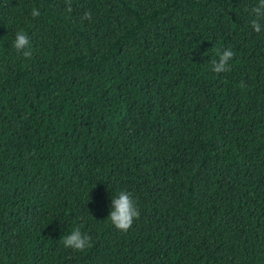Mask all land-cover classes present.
Instances as JSON below:
<instances>
[{
  "label": "trees",
  "instance_id": "obj_1",
  "mask_svg": "<svg viewBox=\"0 0 264 264\" xmlns=\"http://www.w3.org/2000/svg\"><path fill=\"white\" fill-rule=\"evenodd\" d=\"M257 4L0 0V264H264Z\"/></svg>",
  "mask_w": 264,
  "mask_h": 264
},
{
  "label": "clouds",
  "instance_id": "obj_2",
  "mask_svg": "<svg viewBox=\"0 0 264 264\" xmlns=\"http://www.w3.org/2000/svg\"><path fill=\"white\" fill-rule=\"evenodd\" d=\"M69 7L68 11H71V0H67ZM251 13L254 18L251 20V27L257 33L261 32V20H264V0H258V4L251 8ZM32 17H38L40 12L38 9L33 8L31 11ZM86 19L91 18V14L86 12ZM13 47L17 52L23 53L24 57H31L32 53L29 48V38L23 30L16 33L15 39L13 41ZM28 49V50H25ZM218 61L214 60L212 64L214 67L212 70L216 73H220L228 70L227 65L230 59L233 58L234 53L231 50H223L222 53L219 52ZM113 208L108 216L112 225L121 231H127L135 218L139 217V210L132 199L131 195L126 191H120L117 196L112 198ZM90 237L83 234L79 228L72 230L71 234L63 238V244L67 248H72L73 250L82 251L87 246H89Z\"/></svg>",
  "mask_w": 264,
  "mask_h": 264
}]
</instances>
